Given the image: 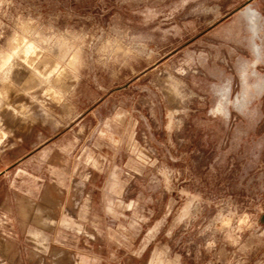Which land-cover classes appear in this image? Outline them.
I'll list each match as a JSON object with an SVG mask.
<instances>
[{
    "label": "rangeland",
    "instance_id": "1",
    "mask_svg": "<svg viewBox=\"0 0 264 264\" xmlns=\"http://www.w3.org/2000/svg\"><path fill=\"white\" fill-rule=\"evenodd\" d=\"M0 264H264V0H0Z\"/></svg>",
    "mask_w": 264,
    "mask_h": 264
},
{
    "label": "clouds",
    "instance_id": "2",
    "mask_svg": "<svg viewBox=\"0 0 264 264\" xmlns=\"http://www.w3.org/2000/svg\"><path fill=\"white\" fill-rule=\"evenodd\" d=\"M223 99V95H221V100ZM216 115H224L223 111V103L218 102L215 109L212 110Z\"/></svg>",
    "mask_w": 264,
    "mask_h": 264
},
{
    "label": "bare ground",
    "instance_id": "3",
    "mask_svg": "<svg viewBox=\"0 0 264 264\" xmlns=\"http://www.w3.org/2000/svg\"><path fill=\"white\" fill-rule=\"evenodd\" d=\"M31 49H32V48H31L30 46H28V47L25 48L24 51H25V52H28V51L30 52ZM29 52H28V53H29ZM28 53H27V54H28ZM24 54H25V53H24ZM25 55H26V54H25ZM26 57H27V55H26Z\"/></svg>",
    "mask_w": 264,
    "mask_h": 264
}]
</instances>
